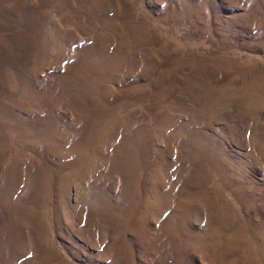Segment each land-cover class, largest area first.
I'll use <instances>...</instances> for the list:
<instances>
[{"label": "rangeland", "instance_id": "374dc122", "mask_svg": "<svg viewBox=\"0 0 264 264\" xmlns=\"http://www.w3.org/2000/svg\"><path fill=\"white\" fill-rule=\"evenodd\" d=\"M0 264H264V0H0Z\"/></svg>", "mask_w": 264, "mask_h": 264}]
</instances>
